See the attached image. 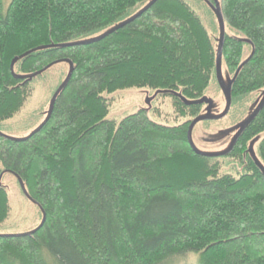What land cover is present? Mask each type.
<instances>
[{"label":"trees","instance_id":"1","mask_svg":"<svg viewBox=\"0 0 264 264\" xmlns=\"http://www.w3.org/2000/svg\"><path fill=\"white\" fill-rule=\"evenodd\" d=\"M215 13L252 43L244 61V41L222 32L217 53L183 0H11L4 11L0 0V120L22 107L25 77L70 64L44 122L19 139L0 131L3 170L43 216L0 235V264H170L190 252L197 264H264V172L248 153L264 98L226 152L189 140L221 60L240 65L229 101L264 88V0H220ZM134 86L171 90L187 120L161 124L143 109L107 119L104 94ZM258 152L264 162V138ZM8 209L0 186V221Z\"/></svg>","mask_w":264,"mask_h":264},{"label":"rangeland","instance_id":"2","mask_svg":"<svg viewBox=\"0 0 264 264\" xmlns=\"http://www.w3.org/2000/svg\"><path fill=\"white\" fill-rule=\"evenodd\" d=\"M1 1L4 11L11 0ZM183 1L200 17L217 53L221 34L224 32L244 41L241 62L251 54L253 45L246 36L231 28L215 13L216 7H220V0H214L213 8L206 0ZM142 6L144 3L138 4L126 17L106 27L97 35L107 32L131 14L136 13ZM94 36L86 37V39ZM239 69L240 65L237 70L230 72L224 60H221L219 69L221 86L215 80L211 81L200 98L202 108L199 119L194 122L190 130L191 144L199 152L219 154L230 149L236 134L264 98V88H261L236 98L230 96L229 101L231 85ZM69 71L70 64L59 61L38 74L25 77L21 82L25 84L28 92L24 103L12 116L0 120V131L5 136L15 139L26 137L34 131L48 117L52 96L66 79ZM170 93L171 90L167 89L134 86L104 94L109 100V113L106 118L118 121L128 114L143 109L152 120L158 123L181 124L188 117H182L176 113ZM176 94L182 100L189 101L180 92ZM262 138H264V131L249 141L248 153L264 172V162L258 152ZM231 172L235 173L233 170ZM0 186L6 191L9 207L7 216L0 221V235L22 234L37 228L43 220L40 208L27 197L24 183L14 174L3 170L1 161ZM198 262L199 254L190 252L174 258L170 264H197Z\"/></svg>","mask_w":264,"mask_h":264},{"label":"water","instance_id":"3","mask_svg":"<svg viewBox=\"0 0 264 264\" xmlns=\"http://www.w3.org/2000/svg\"><path fill=\"white\" fill-rule=\"evenodd\" d=\"M190 140V139H189ZM191 142V141H190Z\"/></svg>","mask_w":264,"mask_h":264}]
</instances>
